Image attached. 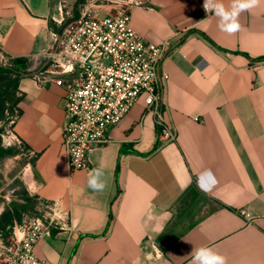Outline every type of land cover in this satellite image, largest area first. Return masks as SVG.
<instances>
[{"label": "crops", "instance_id": "1", "mask_svg": "<svg viewBox=\"0 0 264 264\" xmlns=\"http://www.w3.org/2000/svg\"><path fill=\"white\" fill-rule=\"evenodd\" d=\"M136 1L132 27L167 42L161 113L177 136H160L159 114L141 99L92 149L91 169L73 171L63 144L66 89L23 71L29 55L55 47L59 0H0V58L19 73L13 131L32 157L27 194L35 208L56 202L64 220L35 252L44 264H192L208 247L227 264H264V4L242 12L241 29L228 34L204 0ZM96 168L102 192L87 184ZM11 202L2 195L0 213Z\"/></svg>", "mask_w": 264, "mask_h": 264}, {"label": "built area", "instance_id": "2", "mask_svg": "<svg viewBox=\"0 0 264 264\" xmlns=\"http://www.w3.org/2000/svg\"><path fill=\"white\" fill-rule=\"evenodd\" d=\"M103 1L111 7L108 14L83 12L53 34L56 45L52 51L29 55L23 70L42 85L53 81L66 89L69 120L63 144L73 171L91 169L92 149L109 141L108 130L141 99L147 109L159 114L160 136L165 141L177 136L176 128L161 113L167 75H160V65L167 42H149L132 27V7L141 4L139 1ZM14 123L12 114L9 137L12 143L22 144L13 131ZM42 203L47 215H24L14 227V235L5 242L0 239V259H4L0 264H44L35 246L45 232L63 228L64 220L56 202ZM242 214L253 220L251 212L243 210ZM17 230L22 233L20 238Z\"/></svg>", "mask_w": 264, "mask_h": 264}, {"label": "rangeland", "instance_id": "3", "mask_svg": "<svg viewBox=\"0 0 264 264\" xmlns=\"http://www.w3.org/2000/svg\"><path fill=\"white\" fill-rule=\"evenodd\" d=\"M107 7L111 9L103 0H59L57 18L63 19L62 25L66 22L70 24L79 19L83 12L97 11L100 15H106ZM3 62L0 58L1 65H4ZM5 77L13 76L6 74ZM6 107V111L0 115V143L7 150L6 154L0 156V197L5 195L10 201L21 202L27 191L24 176L32 157L23 144L12 143L7 131L10 128L9 117L12 111L9 104ZM45 210L36 207L34 213H25V216H41Z\"/></svg>", "mask_w": 264, "mask_h": 264}, {"label": "clouds", "instance_id": "4", "mask_svg": "<svg viewBox=\"0 0 264 264\" xmlns=\"http://www.w3.org/2000/svg\"><path fill=\"white\" fill-rule=\"evenodd\" d=\"M264 0H231L230 6L226 7L223 0H204L205 11H212L219 17L221 31L234 34L241 29L238 17L242 12L251 11ZM103 171L100 168L93 169L88 175V187L95 192H102L106 185L101 179ZM192 264H227V258L208 247H200L193 253Z\"/></svg>", "mask_w": 264, "mask_h": 264}, {"label": "trees", "instance_id": "5", "mask_svg": "<svg viewBox=\"0 0 264 264\" xmlns=\"http://www.w3.org/2000/svg\"><path fill=\"white\" fill-rule=\"evenodd\" d=\"M67 25L68 22L64 23L61 30ZM14 72L15 70L13 68L0 64V115L6 111L7 104H9V108L12 111L11 114H14L16 110V104L19 100L16 95L19 73H16L15 76L13 75ZM6 74H11L13 77H5ZM6 153L7 150L2 147L0 143V156ZM27 193L26 191L23 202L12 201L5 207L4 211L0 213V230L5 231L8 225L12 228L15 221L19 223L22 222L25 213L35 212V202Z\"/></svg>", "mask_w": 264, "mask_h": 264}, {"label": "water", "instance_id": "6", "mask_svg": "<svg viewBox=\"0 0 264 264\" xmlns=\"http://www.w3.org/2000/svg\"><path fill=\"white\" fill-rule=\"evenodd\" d=\"M22 61H25V59H17V62H22Z\"/></svg>", "mask_w": 264, "mask_h": 264}]
</instances>
